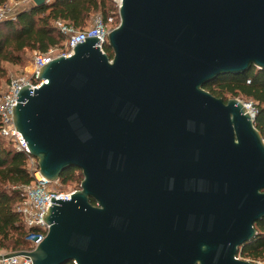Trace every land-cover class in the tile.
<instances>
[{
  "label": "water",
  "instance_id": "water-1",
  "mask_svg": "<svg viewBox=\"0 0 264 264\" xmlns=\"http://www.w3.org/2000/svg\"><path fill=\"white\" fill-rule=\"evenodd\" d=\"M118 16L111 59L85 39L16 96L41 175L83 179L51 199L42 242L0 260L257 264L236 257L264 218V141L241 101L204 86L264 70V0H120Z\"/></svg>",
  "mask_w": 264,
  "mask_h": 264
},
{
  "label": "trees",
  "instance_id": "trees-1",
  "mask_svg": "<svg viewBox=\"0 0 264 264\" xmlns=\"http://www.w3.org/2000/svg\"><path fill=\"white\" fill-rule=\"evenodd\" d=\"M8 1L0 0V6ZM114 10L112 0H55L52 4H32L19 11L15 19L1 22L0 88L3 81L6 84L9 80L6 79L5 65H22L28 53H44L66 42L68 37L57 28V22L75 31H83L92 15L99 13L106 22ZM118 22L117 19L116 24ZM105 53L112 58L108 47H105ZM204 89L224 102L227 101L226 95L250 100L255 111L254 126L264 141V70L253 67L243 74L219 76ZM27 158L25 153L14 150L11 142L0 136V249L9 252L31 248L27 240L29 232L15 210L24 197L21 188L33 181L26 168ZM82 178L81 171L69 169L58 180L63 185L76 182L80 186ZM91 203L95 204L92 200ZM254 228L255 238L237 254L241 260L264 261V218L255 223Z\"/></svg>",
  "mask_w": 264,
  "mask_h": 264
},
{
  "label": "built area",
  "instance_id": "built-area-1",
  "mask_svg": "<svg viewBox=\"0 0 264 264\" xmlns=\"http://www.w3.org/2000/svg\"><path fill=\"white\" fill-rule=\"evenodd\" d=\"M29 1L34 5L32 0ZM45 1L47 4H52L55 0ZM18 4H20L19 0H10L0 6V23L15 19L17 13L22 10H19ZM119 6L120 3H118V9ZM56 26L61 33L67 35L66 42L61 47L50 48L44 53L34 51L32 60L29 63V69L26 68L23 73L11 77L4 87L0 88V136L11 142L14 150L23 152L28 156L26 168L33 178V181L29 185L21 188L24 197L22 202L15 208L22 218L26 230L29 232L27 240L30 242L31 248L25 251L33 250L45 238L48 225L43 221V215L48 207L50 208L51 205H54L51 203V199H54V201H56V198L59 200H70V196L75 191L64 192L53 189L50 185L56 184L58 181L49 182L41 175L37 160L29 154L27 147L14 126L12 107H15L18 103L16 96L25 86H28L32 92L34 89L41 87L46 81L38 79L39 70L56 58L70 57L73 54L74 47L80 44L81 41L84 42L85 39H100V45L95 46V48H99L102 53H105V47L108 44V34L117 25L113 18H108L105 22L102 16H96L92 20L91 26L83 31H75L62 22H57ZM244 105L249 114L255 117L253 108L250 110L252 106ZM0 264H31V261L25 256H13L0 260Z\"/></svg>",
  "mask_w": 264,
  "mask_h": 264
},
{
  "label": "rangeland",
  "instance_id": "rangeland-1",
  "mask_svg": "<svg viewBox=\"0 0 264 264\" xmlns=\"http://www.w3.org/2000/svg\"><path fill=\"white\" fill-rule=\"evenodd\" d=\"M115 1L116 0H112V2L114 3V6H115V10L112 12V15H111L110 18H113V20H114V22L116 24V21L118 19V3L115 2ZM19 2H20V4H18L19 10L26 9L27 7L32 5L29 0H19ZM96 16H101V15L99 13L92 15V17H91L90 21L88 22L86 28H89L91 26L92 20ZM118 24H119V22H118ZM118 24H116V25H118ZM113 27H114V24H113ZM32 55H33V52L32 53H28L27 56H26V61L22 65H17V66L16 65H8V64L5 65V68L7 70L6 79H10L13 76H16V75H18L20 73H23L24 69H26V68L29 69V67H30L29 63L32 60ZM4 85H5V81H3L1 83V87H4ZM224 98L226 100L232 99V97H230L229 95H226ZM237 99L239 101H241L242 103L248 105V106H251V104H252L250 100H246L243 97H238ZM250 110H252V107H250ZM76 175H78V173ZM50 187L53 188V189L59 190V191H64V192L76 191V190H78L80 188V186H78V184L76 182H69V183L63 185L61 183V181H59V180H58V182L56 184H51ZM0 251L4 252L6 250L0 249ZM6 252H9V251H6ZM237 258H239V257H237ZM246 261H249V260H246ZM250 262H256L257 264H264V261H250Z\"/></svg>",
  "mask_w": 264,
  "mask_h": 264
},
{
  "label": "crops",
  "instance_id": "crops-1",
  "mask_svg": "<svg viewBox=\"0 0 264 264\" xmlns=\"http://www.w3.org/2000/svg\"><path fill=\"white\" fill-rule=\"evenodd\" d=\"M6 253H8V252H6V251H0V255H4V254H6Z\"/></svg>",
  "mask_w": 264,
  "mask_h": 264
},
{
  "label": "bare ground",
  "instance_id": "bare-ground-1",
  "mask_svg": "<svg viewBox=\"0 0 264 264\" xmlns=\"http://www.w3.org/2000/svg\"><path fill=\"white\" fill-rule=\"evenodd\" d=\"M118 3H120V0H116Z\"/></svg>",
  "mask_w": 264,
  "mask_h": 264
}]
</instances>
